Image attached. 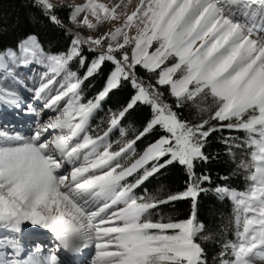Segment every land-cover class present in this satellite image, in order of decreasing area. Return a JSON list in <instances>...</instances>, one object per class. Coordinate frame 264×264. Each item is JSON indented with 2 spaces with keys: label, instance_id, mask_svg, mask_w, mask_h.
Segmentation results:
<instances>
[{
  "label": "snow or ice",
  "instance_id": "6c2138e0",
  "mask_svg": "<svg viewBox=\"0 0 264 264\" xmlns=\"http://www.w3.org/2000/svg\"><path fill=\"white\" fill-rule=\"evenodd\" d=\"M29 7L62 43L0 47V264H264V0Z\"/></svg>",
  "mask_w": 264,
  "mask_h": 264
},
{
  "label": "trees",
  "instance_id": "16d2710c",
  "mask_svg": "<svg viewBox=\"0 0 264 264\" xmlns=\"http://www.w3.org/2000/svg\"><path fill=\"white\" fill-rule=\"evenodd\" d=\"M31 0H0V47L11 46L17 38L29 31H38L41 37L52 44L62 43L59 31L45 27L42 23L36 24L33 20V13L29 7ZM219 146L212 142L208 151H214ZM231 165L226 163L224 157L212 166L213 174L223 172L230 168ZM233 185L240 188L242 181L234 178ZM161 186L166 191H179L184 186V175L177 169H169L167 172L159 176L150 178V182L146 184L149 191H154ZM190 202L179 203L173 210V205H162L160 210L165 216L182 217L189 209ZM212 207L217 211L216 222L227 221L230 215L231 206L227 202H218L214 200L211 194H201L199 199V212L201 216H206L209 208Z\"/></svg>",
  "mask_w": 264,
  "mask_h": 264
},
{
  "label": "bare ground",
  "instance_id": "6f19581e",
  "mask_svg": "<svg viewBox=\"0 0 264 264\" xmlns=\"http://www.w3.org/2000/svg\"><path fill=\"white\" fill-rule=\"evenodd\" d=\"M29 75H31V73H29ZM23 94H24V95H28L27 93H23ZM22 123H23L24 125L27 124V120H26V118H23V119H22ZM17 126L19 127L20 124H17ZM61 259H63V260H67L68 257H65L63 254H61Z\"/></svg>",
  "mask_w": 264,
  "mask_h": 264
}]
</instances>
